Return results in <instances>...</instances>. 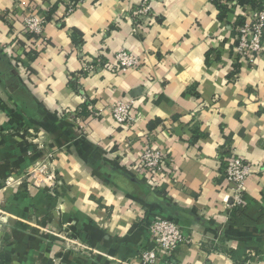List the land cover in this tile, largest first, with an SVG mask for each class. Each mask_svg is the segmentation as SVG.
Segmentation results:
<instances>
[{
    "label": "crops",
    "instance_id": "crops-1",
    "mask_svg": "<svg viewBox=\"0 0 264 264\" xmlns=\"http://www.w3.org/2000/svg\"><path fill=\"white\" fill-rule=\"evenodd\" d=\"M72 2L0 0V188L13 180L0 264H142L164 218L190 238L176 264H264V51L255 65L236 53L251 0H152L154 21L137 29L144 0H82L69 12ZM30 10L53 16L34 58ZM123 50L142 67L110 65ZM86 60L100 66L81 76ZM129 98L135 128L111 115ZM147 141L172 158L155 183L136 167ZM227 149L250 165L238 209ZM45 161L58 174L54 196L29 174Z\"/></svg>",
    "mask_w": 264,
    "mask_h": 264
},
{
    "label": "built area",
    "instance_id": "built-area-1",
    "mask_svg": "<svg viewBox=\"0 0 264 264\" xmlns=\"http://www.w3.org/2000/svg\"><path fill=\"white\" fill-rule=\"evenodd\" d=\"M69 12L73 11L82 0H72ZM152 0H144L138 7L134 25L137 29L139 25L154 21ZM23 20L25 33H34L38 38H32L31 43L36 40L39 43L32 45L30 49L40 52L42 45L47 43L43 38L46 16H38L32 10ZM10 20V18H9ZM12 22V21H11ZM237 34L236 53L239 60H244L250 65H255L264 51V4L263 8H254L242 24L235 27ZM84 72L87 74L96 72L100 63L86 60L84 62ZM119 71L128 69H139L142 67V60L135 54L123 50L119 52L115 61L111 63ZM111 115L115 123L123 127L135 128L137 124L136 100L133 98L122 99L115 102L111 107ZM172 158L164 151L156 148L150 142L146 146L136 162L137 170L149 177V182L155 183L162 177H168ZM226 181L230 185L232 201L229 206L232 208L241 207L244 202L246 180L250 174V165L241 158L233 155L227 159ZM43 189L55 195V188L58 184V174L56 169L47 161L38 163L29 173ZM12 179L5 180V187L12 185ZM1 190V189H0ZM150 233L154 240L153 247L145 250L141 254L142 264H176L174 259L177 248L184 243H189L190 238L186 236L179 224L171 219L155 220L150 226Z\"/></svg>",
    "mask_w": 264,
    "mask_h": 264
},
{
    "label": "trees",
    "instance_id": "trees-1",
    "mask_svg": "<svg viewBox=\"0 0 264 264\" xmlns=\"http://www.w3.org/2000/svg\"><path fill=\"white\" fill-rule=\"evenodd\" d=\"M251 3H252V5H253V7L254 8H263V4H264V0H251ZM227 10H228V8H226V7H224L223 8V12H222V18H223V16L226 14V12H227ZM53 13V12H52ZM52 18H53V16L51 15V14H48L47 16H46V21H49V20H52ZM243 21H244V19H241L240 21H239V23L236 25V26H238V25H240V24H242L243 23ZM60 22L62 23L61 25H64V23H63V21L62 20H60ZM72 35H73V40H74V43H76V44H82L83 43V41H82V39H83V34H82V32H80L78 29H73L72 30ZM27 36L29 37V38H38L39 36L38 35H36V34H34V33H27ZM31 54H30V57L31 58H34L36 55H37V51L36 50H32L31 52H30ZM84 76V75H87V73H85V72H83L82 74H81V76ZM72 84V86L74 87V89H77V87H78V91L80 90L79 89V77L78 76H72V78H71V81H70ZM89 101H86L83 105H82V108H81V113L80 114H82L83 116H86L85 118H88V117H90V115L92 114V111H91V109L89 108ZM226 154V153H228V154H230V157L231 156H233L231 153H230V150L229 149H227V150H224V152H222V154ZM227 166H228V162L227 161H225L224 162V164H223V176H224V178L226 179V169H227ZM238 209V208H237ZM236 209V210H237Z\"/></svg>",
    "mask_w": 264,
    "mask_h": 264
},
{
    "label": "rangeland",
    "instance_id": "rangeland-1",
    "mask_svg": "<svg viewBox=\"0 0 264 264\" xmlns=\"http://www.w3.org/2000/svg\"><path fill=\"white\" fill-rule=\"evenodd\" d=\"M13 184V181H12ZM7 187V186H6ZM6 187H1L0 189V252L3 253L2 248L7 245L10 240L4 237V232L7 229V225L8 222L4 219V216H6L7 214V208H6V204H7V188ZM47 194L54 196L53 194L49 193L48 191H46ZM73 242V241H72ZM75 244V242L73 243ZM0 253V260L4 258V256H2ZM41 264V263H40Z\"/></svg>",
    "mask_w": 264,
    "mask_h": 264
}]
</instances>
